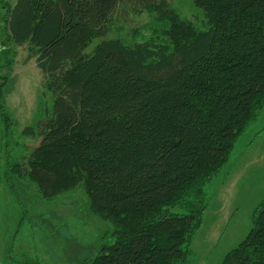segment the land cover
<instances>
[{
  "label": "trees",
  "instance_id": "trees-1",
  "mask_svg": "<svg viewBox=\"0 0 264 264\" xmlns=\"http://www.w3.org/2000/svg\"><path fill=\"white\" fill-rule=\"evenodd\" d=\"M192 2L204 30L167 0H0V55L27 44L53 96L21 130L39 144L5 180L19 205L16 181L44 199L82 186L114 241L77 264H189L205 186L264 106V0ZM118 8L150 14V35L107 38ZM221 264H264V199Z\"/></svg>",
  "mask_w": 264,
  "mask_h": 264
},
{
  "label": "rangeland",
  "instance_id": "rangeland-1",
  "mask_svg": "<svg viewBox=\"0 0 264 264\" xmlns=\"http://www.w3.org/2000/svg\"><path fill=\"white\" fill-rule=\"evenodd\" d=\"M167 2L197 29L206 28L203 12L192 0ZM3 13L0 9V17ZM151 18L147 12L135 14L132 8H118L107 38L119 36L128 43L143 40L150 35ZM3 36L0 34L1 43ZM99 41L95 39L86 52ZM27 47L9 44L7 52L0 55V83L6 78L3 113L9 116L5 115L8 129L0 118V264H77L114 241L111 224L89 211L82 186L44 199L35 185L16 181L19 205L5 180L8 162L28 155L40 141L21 136V130L52 111L53 96L44 87L35 58L27 60ZM205 191L210 203L192 243L190 264H221L224 254L249 232L253 211L264 199V106L236 139L227 161Z\"/></svg>",
  "mask_w": 264,
  "mask_h": 264
},
{
  "label": "crops",
  "instance_id": "crops-1",
  "mask_svg": "<svg viewBox=\"0 0 264 264\" xmlns=\"http://www.w3.org/2000/svg\"><path fill=\"white\" fill-rule=\"evenodd\" d=\"M7 1H8V0H7ZM9 2L14 3L15 0H10ZM193 241H195V239H194ZM192 243H193V242H192ZM189 264H190V263H189Z\"/></svg>",
  "mask_w": 264,
  "mask_h": 264
}]
</instances>
